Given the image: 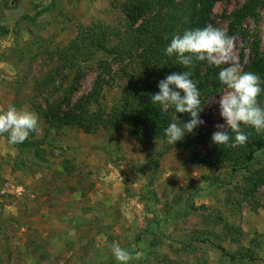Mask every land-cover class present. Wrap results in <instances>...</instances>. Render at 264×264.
Returning <instances> with one entry per match:
<instances>
[{
  "label": "rangeland",
  "instance_id": "rangeland-1",
  "mask_svg": "<svg viewBox=\"0 0 264 264\" xmlns=\"http://www.w3.org/2000/svg\"><path fill=\"white\" fill-rule=\"evenodd\" d=\"M52 1L36 21L27 18L34 14L32 4L41 9ZM244 1L216 3L208 23L236 37L241 67L248 50L242 51V39L229 24ZM260 1L257 20H245L243 28L264 54ZM122 2L0 0V111L43 106L53 91L51 85L41 92L38 87L53 66L47 52L66 45L79 26L120 29ZM82 75L73 100L89 92L95 72L84 68ZM72 78L67 73L55 85L66 88ZM122 89L115 77V86L104 90L106 110L118 104ZM225 93L224 86L200 96L204 124L198 127L211 135L205 143L193 131L192 148L201 156L213 143L216 125L225 123L218 104ZM128 121L118 133L85 134L48 130L39 116L42 134L31 133L20 144L0 136V264H118L112 243L128 250L129 264H264V186L249 198L240 189L248 172L264 169V149L248 168H208L166 139L148 151L144 139L130 134Z\"/></svg>",
  "mask_w": 264,
  "mask_h": 264
},
{
  "label": "trees",
  "instance_id": "trees-1",
  "mask_svg": "<svg viewBox=\"0 0 264 264\" xmlns=\"http://www.w3.org/2000/svg\"><path fill=\"white\" fill-rule=\"evenodd\" d=\"M222 0H123L121 13L123 23L113 28L101 23L79 26L76 35L63 47L47 52L48 64L53 66L38 83L40 92L50 85L53 91L43 99L44 105L34 102L32 110L43 120L48 130L59 131L62 128H75L85 134L99 130L118 133L124 119H129L131 135L142 138L148 151L154 150V141L166 139L164 132L170 123L181 125L190 120V115L183 119L173 107L163 109L153 104L151 96L158 93V83L172 73L185 70L176 61L175 56L166 55V48L176 34L186 30L204 28L210 22V15L216 3ZM50 5L39 9L32 4V17L36 21L49 11ZM260 0H245L243 5L231 16L229 29L238 32L242 39V51L248 50L247 62L242 67L244 72L257 74L264 81V54L260 51L256 36H247L243 23L247 19L257 20ZM238 30V31H236ZM4 30H1L0 33ZM167 36V39H165ZM84 68L95 72L89 92L73 100L72 94L78 89ZM116 68V69H114ZM192 79L202 95H209L224 87L219 81L220 68L205 62H196ZM73 78L66 88L55 85L56 78ZM115 77L123 81L118 104L106 110L102 105L104 90L115 86ZM264 89V83L261 84ZM58 92L59 96L51 99ZM260 106L264 102V91L258 97ZM248 136L244 146L236 148L211 144L202 156L192 148V133H186L176 143L189 153V158L208 168H223L230 165L233 171L248 168L256 153L264 149V132L257 133L251 127L241 126ZM195 140L207 142L211 136L203 133L200 127ZM234 142V133L226 127L224 130ZM200 135V136H199ZM201 138V139H199ZM259 186H264V169L248 172L242 185L241 195L253 196ZM227 230L232 228L225 225Z\"/></svg>",
  "mask_w": 264,
  "mask_h": 264
},
{
  "label": "clouds",
  "instance_id": "clouds-1",
  "mask_svg": "<svg viewBox=\"0 0 264 264\" xmlns=\"http://www.w3.org/2000/svg\"><path fill=\"white\" fill-rule=\"evenodd\" d=\"M240 46L243 47V44ZM235 53L236 37L212 25L186 30L182 35L172 37L166 55H174L177 63L189 70L172 73L161 80L158 83L159 91L151 96V100L165 110L173 107L176 113H187L191 118L183 125L179 122L168 125L164 132L168 144L175 145L186 133H192L204 124L200 119L201 93L191 78L190 69L196 62L206 61L220 68L218 78L226 88V93L218 100L220 116L225 123L216 125L218 130L212 134V142L232 148L244 146L248 136L242 131V125L253 128L257 133L264 132V107L258 102V97L264 91L261 88L264 81L255 73L244 72ZM225 127L235 134L234 142L230 143V136L223 130ZM31 133L42 134L38 114L17 109L13 105H9L6 111H0V136L8 134L11 144L23 143ZM110 249L118 264H129L133 258L128 250L117 243H112ZM140 255L137 253V258Z\"/></svg>",
  "mask_w": 264,
  "mask_h": 264
}]
</instances>
